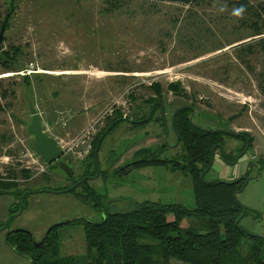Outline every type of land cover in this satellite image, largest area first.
<instances>
[{
	"label": "rangeland",
	"instance_id": "obj_1",
	"mask_svg": "<svg viewBox=\"0 0 264 264\" xmlns=\"http://www.w3.org/2000/svg\"><path fill=\"white\" fill-rule=\"evenodd\" d=\"M233 9L210 0L190 6L141 0H0V21L9 15L1 58L9 52L7 63L17 61L24 68H0V183L9 184L0 188V226L19 212L18 194L32 192L7 232L25 229L40 242L52 226L65 224L57 232L61 255L76 257L87 253L85 235L81 226L66 223L104 218L80 200L87 189L102 198L105 212L130 211L143 202L194 209L189 175L170 166L127 169L138 151L165 145L159 109L144 126L121 122L113 127L100 145L98 177L97 167L89 165L98 135L111 122L148 116L151 107L145 102L155 98L149 87L159 83L170 146L177 140L171 120L182 107L193 108L199 129L252 141L234 165L226 164L217 148L204 180L223 181L240 169L251 170L247 186L237 194L250 210L240 225L264 238V56L258 46L264 34L253 36L252 28L264 25V0L254 1L241 17L233 16ZM171 85H178L182 96L169 91ZM32 109L45 133L63 147L54 164H45L33 148L28 134ZM242 138L225 137V153L239 154ZM180 154L179 145L167 147L161 158ZM61 161L74 170L72 178L60 170ZM86 177L95 179L59 192ZM188 221L185 226L199 222ZM6 235L0 231V264H29L7 244ZM250 245L245 238L240 250L247 253Z\"/></svg>",
	"mask_w": 264,
	"mask_h": 264
},
{
	"label": "trees",
	"instance_id": "obj_2",
	"mask_svg": "<svg viewBox=\"0 0 264 264\" xmlns=\"http://www.w3.org/2000/svg\"><path fill=\"white\" fill-rule=\"evenodd\" d=\"M141 1L190 6L204 0ZM210 1L222 2L231 8L243 5L245 11L252 6L254 1L256 2V0ZM255 12V15H258L257 18L261 19L259 12L257 10ZM8 19L9 15L0 21L1 26L2 23L5 24V29ZM253 26L252 28L255 30L253 36L264 34V25L259 27L254 24ZM258 46L264 56V37L258 41ZM4 54L7 57L5 60L1 58L3 54H0V68L3 71L24 70L17 61L13 62L15 65H9L7 63L9 62V52ZM260 89L264 95V73L262 74ZM149 90L153 92L155 98L146 100L147 105L152 107L156 103L164 104L163 92L159 83H153ZM169 91H173L177 96L183 94L178 85H171ZM2 94L4 95V92ZM188 108L190 107L175 110L174 113L183 109L177 113L173 124L170 125L177 140L179 138L178 145L181 150L179 157L162 159L161 155L168 147L165 143L160 148L138 151L135 154V160L127 165V169L170 166L174 170L189 175L193 179L194 209H189L180 204L143 202L136 204L130 211L105 212L106 207L102 203V198L98 197L90 188L87 189V194L79 195V198L83 203L92 204L97 212L104 215V218L100 221L74 219L66 223L67 226L79 225L82 227L87 251L85 255L76 257L61 255L57 232L58 228L63 225L54 228L47 236L45 244L40 248L36 247L32 237L25 233L7 234V244L27 259L29 264H172L171 260H177L184 264H264V254L262 253L264 238L252 235L240 225L242 219L250 212L235 198V194L244 187V181L241 180L236 183L235 181L217 180L207 183L205 180H201V176L204 175L205 177V174L210 170L209 165L213 149L216 148L217 151L220 146L224 149L225 137L235 139H241L242 137L240 135L229 136L221 131H204L193 128L189 122L192 111ZM156 109L161 112V107L158 105L149 121H146V119L150 112L142 120L136 121L141 122L140 124L136 123V126H144L153 121ZM122 119H115L110 125L113 124L115 128L123 122ZM160 120L161 127L166 131L163 116ZM106 131L98 135L91 154L89 165L94 169L96 167L94 156L98 140ZM243 139L245 146L239 154L243 153L247 145L250 149L252 142L248 137L244 136ZM239 154H226L224 162L228 165L233 164ZM85 168L89 169V166ZM87 172L84 175H87ZM250 172L251 170H248L245 175L249 177ZM24 174L28 176L27 172H24ZM84 183L79 187H84ZM8 185L0 183V188ZM20 196L22 195L18 194V197ZM171 216L173 220L170 219ZM193 218L199 220V222H196L197 225H184V222L187 223L188 220ZM188 222L190 223V221ZM237 222L238 225H236ZM245 238H248L251 243L247 253L240 250Z\"/></svg>",
	"mask_w": 264,
	"mask_h": 264
},
{
	"label": "water",
	"instance_id": "obj_3",
	"mask_svg": "<svg viewBox=\"0 0 264 264\" xmlns=\"http://www.w3.org/2000/svg\"><path fill=\"white\" fill-rule=\"evenodd\" d=\"M4 31H5V24H3L1 26V30H0V52L2 51L3 47H2V43H3V40H4ZM160 106L161 107V113L163 114V121H164V125H165V130H166V136H165V143L168 145L169 148H174L175 146H177L179 144V138L177 140V142L175 143L174 146H170L168 144V140H167V137L169 135V128L167 126V122H166V119L164 117V114H165V109H164V104L162 103H156L154 104L152 107H151V110H150V114L149 116L147 117L146 121H149L151 119V116L153 114V111L154 109L157 107V106ZM190 109L192 112H193V108H188ZM180 110H183V109H180ZM179 110V111H180ZM177 111L173 117H172V120H171V123L173 124L174 122V119H175V116L177 115V113L179 112ZM31 114H32V123L30 124V126L28 127V134L30 136L33 137V148L35 150V152L37 153V155H39L41 157V159L47 164V165H51V164H54L55 162H58L59 160H61L62 158V155H63V150H62V147L59 146L58 142L51 138L50 136H48L45 131L43 130L42 128V124H41V120H40V116L39 114L34 110L32 109L31 110ZM192 114V113H191ZM193 116H190L189 118V122L191 124V126L193 128H197L194 126L193 124ZM123 122H128V123H141V122H135V121H131V120H127V119H122ZM113 127V124L110 125L107 129V131L105 132L104 135H102L98 141V144H97V147H96V151H95V156H94V159H95V166L97 167V175L96 177H98L99 175V166L97 164V156H98V153H99V149H100V145L104 139V137L111 131ZM202 130V129H201ZM205 131V130H204ZM222 132V131H221ZM225 133L226 135H229V136H239L237 134H233V133H230V132H223ZM247 148H248V145L246 147V149L244 150V152L239 155L235 162L233 164H230V165H234L235 163L238 162V160L243 156L245 155L247 152ZM219 149L221 150L222 152V155L225 159V151L223 149V147H219ZM215 153H216V148L213 149L212 151V157H211V161H210V165H209V169L211 168V166L213 165V162H214V158H215ZM59 168L60 170L68 177V178H72L74 176V170L65 162H59ZM90 179H95V178H90ZM85 180H88V179H82L81 181H79L78 183H76L75 185H73L72 187L66 189V190H63V191H59L61 193H69L71 191H73L74 189H76L79 185H81L83 182H85ZM201 180L204 181V175L201 176ZM243 180L244 181V187L245 188L249 182V179L248 177H241L239 179H237L235 182H239ZM40 191H48V190H40ZM53 192V191H51ZM32 194V192H26L24 195H22L18 201V205H19V212L15 215V216H11L7 222L5 223V225H3L1 228H0V231H5L9 225V221L14 218V217H17L19 216V214H21V212L23 211V203H22V200H23V197L25 195H30ZM237 194H235V198L237 199ZM239 222V221H238ZM238 222L236 223V225H238ZM62 225H65V224H62ZM62 225H54L52 226L46 233V235L43 237V239L40 241V242H36L33 235L28 232L27 230L25 229H16L14 231H12L11 233H25V234H28L32 237L33 241H34V244L36 247L40 248L42 247L44 244H45V241H46V238L47 236L49 235V233L54 229V228H57L59 226H62ZM262 253L264 254V248L262 249Z\"/></svg>",
	"mask_w": 264,
	"mask_h": 264
},
{
	"label": "crops",
	"instance_id": "obj_4",
	"mask_svg": "<svg viewBox=\"0 0 264 264\" xmlns=\"http://www.w3.org/2000/svg\"><path fill=\"white\" fill-rule=\"evenodd\" d=\"M243 168V167H242ZM245 173V171H243V169H240L239 171H237L236 173L232 174V176L228 177V179L223 178V181L226 182H233L234 180H236L237 178L243 176Z\"/></svg>",
	"mask_w": 264,
	"mask_h": 264
},
{
	"label": "clouds",
	"instance_id": "obj_5",
	"mask_svg": "<svg viewBox=\"0 0 264 264\" xmlns=\"http://www.w3.org/2000/svg\"><path fill=\"white\" fill-rule=\"evenodd\" d=\"M223 11V9H221ZM245 12V7L240 5L239 7H235L232 11V15L235 17H241Z\"/></svg>",
	"mask_w": 264,
	"mask_h": 264
},
{
	"label": "flooded vegetation",
	"instance_id": "obj_6",
	"mask_svg": "<svg viewBox=\"0 0 264 264\" xmlns=\"http://www.w3.org/2000/svg\"><path fill=\"white\" fill-rule=\"evenodd\" d=\"M243 138H244V137H243ZM248 148H249V145H248ZM248 148H247V151L249 150ZM245 149H246V148H245ZM219 151L221 152V150H219ZM247 151H246V152H247ZM243 152H244V151H243ZM241 154H242V153H241ZM241 154H239V155H241ZM221 155H222V152H221ZM225 155H226V153H225ZM222 158L224 159L223 155H222ZM241 177H247V176H246V175H243V176H241ZM241 177H239V178H241ZM239 178H237V179H239ZM84 179H88V180H89L90 177H86V178H84ZM237 179H236V180H237ZM248 179H249V177H248ZM236 180H235V181H236ZM16 213H17V212H16ZM14 214H15V213H11L10 215L12 216V215H14ZM2 226H3V225H2ZM2 226H0V228H1ZM7 229H8V227H7ZM7 229H6L4 232H6L7 234H8V233H11V232H9V231L7 232Z\"/></svg>",
	"mask_w": 264,
	"mask_h": 264
},
{
	"label": "built area",
	"instance_id": "obj_7",
	"mask_svg": "<svg viewBox=\"0 0 264 264\" xmlns=\"http://www.w3.org/2000/svg\"><path fill=\"white\" fill-rule=\"evenodd\" d=\"M58 144H59V146H61L59 142H58ZM61 147H62V146H61ZM62 150H63V147H62ZM43 162H44V161H43ZM44 163H45V162H44ZM45 164H46V163H45Z\"/></svg>",
	"mask_w": 264,
	"mask_h": 264
}]
</instances>
